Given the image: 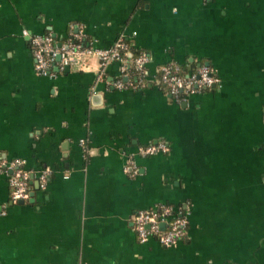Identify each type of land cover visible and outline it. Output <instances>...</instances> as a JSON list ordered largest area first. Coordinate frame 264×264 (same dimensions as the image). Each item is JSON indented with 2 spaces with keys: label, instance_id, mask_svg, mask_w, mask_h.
<instances>
[{
  "label": "crops",
  "instance_id": "obj_1",
  "mask_svg": "<svg viewBox=\"0 0 264 264\" xmlns=\"http://www.w3.org/2000/svg\"><path fill=\"white\" fill-rule=\"evenodd\" d=\"M71 25L146 51V85L116 88L120 63L99 78L96 57L37 72L31 36ZM169 62L221 85L176 101L156 82ZM160 140L168 152L138 154ZM14 157L52 175L14 202L0 170V264H264V0H0V160ZM168 203L185 239L140 242L135 212Z\"/></svg>",
  "mask_w": 264,
  "mask_h": 264
},
{
  "label": "built area",
  "instance_id": "obj_2",
  "mask_svg": "<svg viewBox=\"0 0 264 264\" xmlns=\"http://www.w3.org/2000/svg\"><path fill=\"white\" fill-rule=\"evenodd\" d=\"M76 27V29H75ZM32 55L37 72L44 75L52 74V67L58 66L64 70L66 66L88 70L91 58L99 61V78L106 66L117 61L121 66V76L114 85L118 89H138L146 85L148 80L147 65L150 56L146 51L139 50L131 54L133 41L121 36L109 47H98L83 43L82 30L71 25L70 34L57 41L51 34H33L31 36ZM61 59L57 61V57ZM179 63L169 62L159 68L156 82L162 85L166 92L176 101L186 100L187 96L203 89L217 88L221 79L213 69L202 64L196 70L185 72ZM81 143L84 144L82 141ZM168 142L160 140L138 147V154L145 157L159 152H168ZM127 168L137 173L134 161H129ZM0 170L8 176L11 188V199L14 202H26L33 197L36 181L38 190H44L52 175L49 167L39 170L29 169L26 161L20 157L3 158L0 160ZM189 226L188 212L182 206L161 204L159 206L137 210L133 217V227L140 242L155 238L161 245L172 247L185 239Z\"/></svg>",
  "mask_w": 264,
  "mask_h": 264
},
{
  "label": "water",
  "instance_id": "obj_3",
  "mask_svg": "<svg viewBox=\"0 0 264 264\" xmlns=\"http://www.w3.org/2000/svg\"><path fill=\"white\" fill-rule=\"evenodd\" d=\"M134 51H135V50L132 49L130 55H132ZM60 59H61V57L58 56V57H57V61H59ZM71 68L79 69L77 66H76V67H71V66H66V67H65L66 71L70 70ZM36 187L38 188V183H37V182H36ZM34 195H35V192L33 193V196H34Z\"/></svg>",
  "mask_w": 264,
  "mask_h": 264
},
{
  "label": "trees",
  "instance_id": "obj_4",
  "mask_svg": "<svg viewBox=\"0 0 264 264\" xmlns=\"http://www.w3.org/2000/svg\"><path fill=\"white\" fill-rule=\"evenodd\" d=\"M139 53V50H137L136 52H135V54L137 55ZM200 66V65H199ZM199 66H195V67H193V69L192 70H196ZM185 70V72H187V68H185L184 69ZM210 89H213V88H210Z\"/></svg>",
  "mask_w": 264,
  "mask_h": 264
}]
</instances>
